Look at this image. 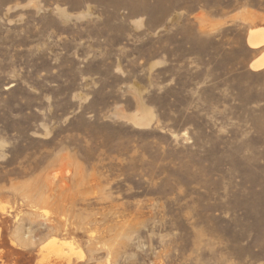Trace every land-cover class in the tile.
Instances as JSON below:
<instances>
[{"label": "rangeland", "instance_id": "1", "mask_svg": "<svg viewBox=\"0 0 264 264\" xmlns=\"http://www.w3.org/2000/svg\"><path fill=\"white\" fill-rule=\"evenodd\" d=\"M256 28L264 0H0V264H264Z\"/></svg>", "mask_w": 264, "mask_h": 264}, {"label": "bare ground", "instance_id": "2", "mask_svg": "<svg viewBox=\"0 0 264 264\" xmlns=\"http://www.w3.org/2000/svg\"><path fill=\"white\" fill-rule=\"evenodd\" d=\"M248 44L252 48L263 47L264 46V28H256V29L251 30L248 34ZM251 68L254 70L264 69V54L259 56L257 59H254V61L251 64ZM32 214L37 215V212H33ZM6 216H8V214ZM45 224L48 227V229H51L54 231H60V229L63 226V223L61 220L49 221ZM64 245L59 243L58 240H54L51 243L50 250L52 251V254H54L53 258L55 260L66 259V262L68 264H72L73 262L72 258L67 256L66 253L64 252V249H63Z\"/></svg>", "mask_w": 264, "mask_h": 264}]
</instances>
